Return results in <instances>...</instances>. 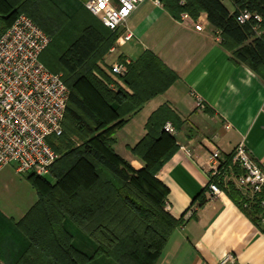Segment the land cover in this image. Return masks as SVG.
<instances>
[{"label":"trees","instance_id":"obj_1","mask_svg":"<svg viewBox=\"0 0 264 264\" xmlns=\"http://www.w3.org/2000/svg\"><path fill=\"white\" fill-rule=\"evenodd\" d=\"M159 1L177 19L184 12L196 19L205 13L227 46L237 49L250 42L236 50L240 59L255 67L264 64V33L258 34L264 30V0H231L234 12L222 0ZM47 4L57 7L52 0H0V38L20 15L29 16L51 37L41 60L53 72L62 73L70 89L64 132L47 139L58 155L51 173L27 175L38 192L37 202L19 220L0 211V263L159 264L171 236L186 221L166 209L169 189L158 178L179 149L166 124L171 121L178 128L182 120L166 105L150 116L146 135L133 149L147 162L141 170L119 157L113 147L117 131L148 100L167 91L177 75L146 51L121 75L130 90L111 89L95 75L94 71L106 74L94 59L111 49L120 30L107 28L99 19L102 27L90 22L67 41L64 23L47 14ZM245 11L260 15L262 21L253 16L242 23L239 17ZM50 49L58 54L50 55ZM227 191L243 208L249 203L244 210L254 221H264V189L250 201L234 186ZM204 205L203 197L200 206ZM67 220L96 244L93 253L76 246Z\"/></svg>","mask_w":264,"mask_h":264},{"label":"crops","instance_id":"obj_2","mask_svg":"<svg viewBox=\"0 0 264 264\" xmlns=\"http://www.w3.org/2000/svg\"><path fill=\"white\" fill-rule=\"evenodd\" d=\"M222 1L234 12L231 0ZM194 19L202 23V31L183 25L181 17H173L162 4L148 0L121 28L132 37L118 47L119 55L132 62L151 51L177 80L167 91L148 100L118 131L116 147L136 166H142L129 149L146 135L150 116L166 105L182 120L178 128L167 122L174 126L172 134L179 149L158 178L169 189L167 210L177 219L189 209H194V214L175 230L159 264H220L229 255L235 257L229 264H264V222L254 221L228 191L210 195L206 167L211 151L220 149L228 159L244 140L264 170V64L255 67L238 57L236 50L249 41L232 48L219 41L220 30L210 24L205 13ZM262 33L264 30L258 31ZM195 93L203 98V104L198 105ZM10 166L0 172V186L25 188L3 181ZM32 189L28 190L29 200L24 190L20 194V201L30 202L21 217L14 215L19 205L0 203V211L7 218L24 217L38 200L37 190ZM203 197L205 205L201 207Z\"/></svg>","mask_w":264,"mask_h":264},{"label":"built area","instance_id":"obj_3","mask_svg":"<svg viewBox=\"0 0 264 264\" xmlns=\"http://www.w3.org/2000/svg\"><path fill=\"white\" fill-rule=\"evenodd\" d=\"M148 0H88V10L109 29L116 31L126 25L132 14ZM161 4L159 0H153ZM258 14L243 12L240 21L245 23ZM181 23L202 31L204 26L191 14L184 12ZM257 25L256 28H258ZM131 32L123 33L119 40H129ZM219 41H223L220 31ZM51 42V37L29 16L20 15L0 38V172L16 165L21 173L33 172L41 176L51 173L58 155L49 145L51 135L64 132L63 121L70 100V89L62 73L50 70L41 60V54ZM116 48H113L114 51ZM130 61H118L112 73L125 75ZM198 105L203 98L195 93ZM166 130L174 133V126L166 124ZM181 149L191 157L185 147ZM208 192L212 196L223 194L234 186L246 201L253 200L264 189V170L252 156L242 140L235 148L231 161L220 149L210 153L207 162ZM264 204V202H263ZM166 209L170 203L166 200ZM244 208L249 203H244ZM189 209L184 219L192 217ZM235 257L229 255L220 264H229Z\"/></svg>","mask_w":264,"mask_h":264},{"label":"rangeland","instance_id":"obj_4","mask_svg":"<svg viewBox=\"0 0 264 264\" xmlns=\"http://www.w3.org/2000/svg\"><path fill=\"white\" fill-rule=\"evenodd\" d=\"M52 2L57 6L54 7L53 9H51V7L48 6V12L47 14H51L53 17L61 20L64 23L65 26V33H64V39H66L67 41H71L75 36H77L83 29V27L90 23L93 22L97 25H100V21L99 18L96 16H93L88 8H87V2L88 0H52ZM58 8L62 11H64V14H60V11L55 9ZM51 18V17H50ZM102 27V26H101ZM123 35L122 31H120V35L118 37V39L116 40V42L114 43V45L111 47L110 50H106L104 51L102 54H98L95 57V61L96 64L98 66V68L100 70H102L104 72L103 75L102 73L98 72V71H94L95 75L97 77H99L101 80H103L108 87H110L113 90H119L121 88H127L125 82L123 81V77H121V75H115L112 72V66L113 64H115L118 61H121L122 57L121 55L118 54V47L123 44L125 41V39L119 40V38ZM113 48H116L114 51H112ZM50 55L54 54V56H56L58 53L54 52L53 50H49L48 52ZM127 59H125L124 61H126ZM129 61V60H127ZM131 62V61H130ZM119 131V130H118ZM117 131V133H118ZM117 133L115 134V144H114V152L121 157L122 159H124L128 164H130L131 166H133L136 170H141L143 168H145L147 166V162L142 159L140 156H138L136 153H134L133 149L136 147V145L141 141H139L137 144H135V146L131 147V149H129V151L132 153L133 157H137L139 158L142 162L143 165L141 166H136L135 163H133V161L131 159H128L127 157H125L120 151L119 149H117L116 145L118 143V139H117ZM74 140H78L76 138H74ZM11 171L10 173H7L5 176V178L3 179V181L7 180L9 182H13V183H20L21 186H25V188L19 190L18 188L9 190V189H4L2 188V186H0V203L3 204H8L9 207H13L15 205H19V211H17L16 213H14V215L19 218L23 215V213L26 211L28 204L30 203L29 201H20V194L24 193L27 195L26 199L29 200L30 199V195H29V191L33 190L32 185L30 184V182L27 179V175L30 174V172H16V165L12 164L9 168ZM36 174V173H34ZM13 187V186H12ZM14 188V187H13ZM27 188V189H26ZM29 190V191H28ZM264 222V221H263ZM66 226L67 228L71 231V233L74 235V241L77 247L84 249L85 251H87L88 253H93L95 248H96V244L86 235H84L83 233H81L79 231V229L76 227V225L70 221L67 220L66 221ZM89 243V244H88ZM108 263L110 264H114L111 261H109ZM2 264V263H0Z\"/></svg>","mask_w":264,"mask_h":264}]
</instances>
